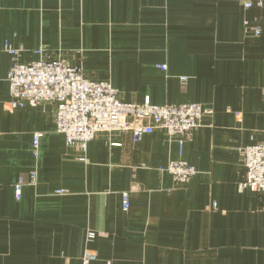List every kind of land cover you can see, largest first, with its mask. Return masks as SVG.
Returning a JSON list of instances; mask_svg holds the SVG:
<instances>
[{
	"label": "crops",
	"instance_id": "1",
	"mask_svg": "<svg viewBox=\"0 0 264 264\" xmlns=\"http://www.w3.org/2000/svg\"><path fill=\"white\" fill-rule=\"evenodd\" d=\"M38 61H64L122 103L207 112L181 146L156 129L82 150L57 132L54 104L10 108L12 63ZM261 142L264 3L0 0V264H82L87 251L89 264H264V191L238 189L237 151ZM179 160L196 169L183 185L167 171Z\"/></svg>",
	"mask_w": 264,
	"mask_h": 264
},
{
	"label": "built area",
	"instance_id": "2",
	"mask_svg": "<svg viewBox=\"0 0 264 264\" xmlns=\"http://www.w3.org/2000/svg\"><path fill=\"white\" fill-rule=\"evenodd\" d=\"M244 9L261 7L264 0H239ZM247 26V24H246ZM258 34L257 29H253ZM15 55V52H10ZM161 68H164L162 66ZM185 79H182L184 81ZM9 105L17 109L23 104L38 107L51 103L56 106L57 132L66 144L85 150L86 145L101 133L128 134L133 143L140 142L154 130H164L170 139H184L199 126L207 112L198 104L154 106L146 100L142 105L122 103L117 90L108 83L86 80L81 72L64 61H38L28 65L12 63L8 74ZM39 135L35 137V145ZM245 173L238 183L240 191H264V142L239 147ZM167 171L178 185L186 184L196 169L184 161H171ZM34 175L20 177L14 186L15 198L21 197L22 187L32 184ZM56 195L64 194L56 191ZM131 191L121 193L122 209L129 210ZM88 239L94 234L88 233ZM96 254L85 252L82 264H89ZM110 264V263H107Z\"/></svg>",
	"mask_w": 264,
	"mask_h": 264
}]
</instances>
